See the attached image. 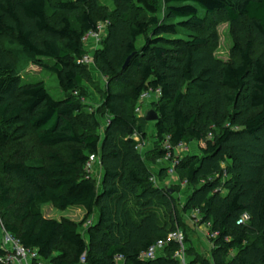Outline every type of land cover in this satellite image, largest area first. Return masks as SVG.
Returning <instances> with one entry per match:
<instances>
[{"label":"trees","instance_id":"obj_1","mask_svg":"<svg viewBox=\"0 0 264 264\" xmlns=\"http://www.w3.org/2000/svg\"><path fill=\"white\" fill-rule=\"evenodd\" d=\"M112 2L113 10L94 0H0V151L31 133L49 149L39 162L0 158L4 231L37 250L43 264H80L84 254L86 264H116L118 256L125 264H178L174 244L154 261L140 259L181 221L176 189L156 186L150 163L166 159L167 146L173 152L204 143L174 167L177 186L192 189L184 215L217 234L211 258L196 253L190 264H264V0ZM160 2L167 6L163 20ZM49 10L61 18L51 19ZM218 17L230 22L235 39L229 62L196 34L214 30ZM100 24L107 37L93 59L108 82L103 137L95 119H84L88 66L79 64L88 53L84 37ZM183 33L187 39H171ZM16 59L55 75L65 98L56 100L43 82L24 83ZM152 90H161L154 104L159 147L144 159L135 136L146 138L145 118L136 109ZM59 146L68 148L66 156L52 150ZM91 155L100 159V186L87 178ZM159 179H169L167 169ZM49 204L85 216L80 223L47 219ZM245 215L249 221L240 224Z\"/></svg>","mask_w":264,"mask_h":264},{"label":"rangeland","instance_id":"obj_2","mask_svg":"<svg viewBox=\"0 0 264 264\" xmlns=\"http://www.w3.org/2000/svg\"><path fill=\"white\" fill-rule=\"evenodd\" d=\"M65 1H76V0H65ZM99 4L100 7H107L110 10L114 9V4L112 0H94ZM162 7V12L160 13V19H166V9L167 6L164 2H160ZM140 12V11H139ZM49 17L51 19H59L61 18V14H54L51 10L48 11ZM141 19L147 20L148 16L144 12H140ZM175 21L173 23H177ZM213 27L214 30L212 31H203L196 33L199 36L205 37L209 41V51L213 53V55L224 62H229L231 58V51L235 45V39L232 35L230 22L226 19V17H218L216 19V23ZM186 34H181L179 36L171 37V39H187L188 37L185 36ZM107 37V32L104 30L99 38H89L88 42L83 41V46L85 50L92 54L97 52L102 48V43ZM216 40V41H215ZM9 39L7 37L2 39L4 47L10 48L8 44ZM145 42V38L139 40L138 46L141 47ZM17 71L24 83H38L43 82L46 85V88L50 92V94L56 100H62L65 98V94L61 91L58 79L55 75L43 72L39 68L34 67L31 63L26 61H19L16 59ZM86 83L82 87V91L88 95V98L83 103L84 104V119H90L93 121L94 119L99 123L100 130L98 131V135L101 137L104 136L105 129L110 121V117L106 114L103 108V99L102 96L104 93L107 92L108 89V82L107 80L98 72L97 66L93 62L87 67V78ZM114 92H119L117 87L112 88ZM157 101H149L143 105V109L147 114L149 111L154 110V104ZM155 111V110H154ZM145 114V116H146ZM145 118V117H144ZM143 118V119H144ZM142 125L143 131L146 134L145 139H141L140 136L136 135L135 140L137 141L138 145H140V153L142 157L145 159L147 152L150 150L159 147L156 144V135H155V124L148 123L146 120H140ZM204 146V143H192L188 146V150L181 153L179 158H186L189 155L199 153V147ZM49 149L41 147L36 137L33 133L29 134V136L20 142H14L10 144L6 149L0 151V158L8 159L15 157V159L23 160L26 162H39L45 159ZM55 152L60 154L61 156H66L68 154V148L66 146H59L52 148ZM177 154V153H176ZM169 162L167 159L158 160L155 162L150 163L151 170L155 174L158 179V186L161 187H169L176 189V193L174 197L176 199V207H175V214L180 217V223L178 226L180 227L179 230H184L187 234V244L186 251L192 255H189V261L191 262L193 259V254H200L203 257L210 259L211 252L213 250V245L211 244V235L207 226H200L195 225L193 222L192 217L185 216L183 213V205L191 195L192 189L189 187H178L176 184V180L174 181H160L159 174L161 169L168 165ZM93 179L97 182V185L100 186L101 178L103 175L101 164L98 163L92 173ZM43 214L46 218L54 219V220H61V219H69L76 222H80L83 220L82 214L79 211L75 210H67V211H59L54 209L50 204L43 206ZM3 215L0 212V218L2 220ZM95 220V219H94ZM85 232V230H84ZM166 255V254H165ZM195 256V255H194ZM208 256H210L208 258Z\"/></svg>","mask_w":264,"mask_h":264},{"label":"built area","instance_id":"obj_3","mask_svg":"<svg viewBox=\"0 0 264 264\" xmlns=\"http://www.w3.org/2000/svg\"><path fill=\"white\" fill-rule=\"evenodd\" d=\"M104 30H106V25L105 24H100L98 26V30L96 32H91L87 34L83 41L88 42L90 39L89 38H99V36L104 33ZM107 32V30H106ZM94 59L91 53H87L81 61H79V64H84L89 66L90 64H93ZM78 93H75V96H77ZM161 98V90H156V91H148L144 93L140 99L139 105L136 109V113L140 118L145 117V111L143 109V105L149 101H159ZM212 136V135H211ZM210 136V137H211ZM140 145L137 146V149L140 151ZM168 149L169 154L168 157L166 158L167 161L169 162V167L166 168L168 170L169 174V179L168 181H171L175 179V172H174V167L179 163V161L182 158H179V155L185 151L188 150V146L185 144L179 145L178 147L174 148L171 152L170 147H166ZM177 153V154H176ZM179 153V155H178ZM100 163V159L97 155H91L89 157V160L86 164V172H87V178H92L93 171L96 167V165ZM153 183L158 186V179L157 177H153ZM182 186H186V183L181 184ZM249 221V216L245 215L240 222V224L246 223ZM92 221H90L86 228L92 225ZM0 226L2 227L3 231V224L2 220L0 218ZM210 225L207 226L209 229ZM212 238H216L217 234L213 233L211 234ZM176 245V251L173 255V259L178 263V264H190L189 261V255L187 254L186 251V236L183 231L177 230L170 234L167 239L159 241L157 244L154 246L150 247L147 251L142 253L140 256L141 260L144 261H154L160 257L165 256L166 251L168 248L171 247V245ZM0 249L5 251V254L0 258V263L1 264H43L40 261V256L39 252L37 250H29L26 249L21 241L14 236L7 234L4 231V238L3 242L0 246ZM87 263V254H84L83 257L81 258L80 264H86ZM116 264H125V260L122 256H118L116 258Z\"/></svg>","mask_w":264,"mask_h":264},{"label":"water","instance_id":"obj_4","mask_svg":"<svg viewBox=\"0 0 264 264\" xmlns=\"http://www.w3.org/2000/svg\"><path fill=\"white\" fill-rule=\"evenodd\" d=\"M133 58H134V55L131 56V57L128 59L126 65H125V67H124L125 69H127V68L131 65V61H132ZM145 120H146V122H148V123H154V124H155V123L158 122V120H159V116H158V114H157L156 111L152 110V111H149V112L146 114V116H145ZM169 193H170V194H173L174 191H173V190H170Z\"/></svg>","mask_w":264,"mask_h":264},{"label":"crops","instance_id":"obj_5","mask_svg":"<svg viewBox=\"0 0 264 264\" xmlns=\"http://www.w3.org/2000/svg\"><path fill=\"white\" fill-rule=\"evenodd\" d=\"M170 165L168 164V165H166L165 167H163L162 169H166V168H168ZM161 169V170H162ZM102 178H103V175H102ZM101 178V179H102ZM175 179H177L176 177H175ZM102 181V180H101ZM71 210H75V211H79L81 214H82V217H84L85 216V211L84 210H82V209H71ZM98 218H99V212H96V216H95V220H94V222L96 221H98ZM47 219H49V218H47ZM52 220H54V219H52ZM73 221V220H72ZM74 222H76V221H74ZM81 222V221H80ZM80 222H77V223H80ZM3 238H4V231H3V229H2V227L0 226V246H1V244H2V242H3ZM210 256H208V258H209Z\"/></svg>","mask_w":264,"mask_h":264}]
</instances>
